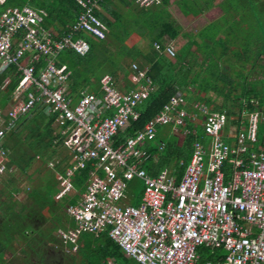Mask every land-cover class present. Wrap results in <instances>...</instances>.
<instances>
[{
	"label": "built area",
	"instance_id": "2783aa9c",
	"mask_svg": "<svg viewBox=\"0 0 264 264\" xmlns=\"http://www.w3.org/2000/svg\"><path fill=\"white\" fill-rule=\"evenodd\" d=\"M101 1L77 0L82 11L64 30L47 24L46 10L28 4L0 13V75L14 67L21 78L7 122L0 127V177L7 172V133L39 108L65 124L62 135L74 154L58 197L73 190L70 178L90 162L103 173L67 206L74 226L57 232L68 245L66 253L78 251L82 233L108 229L138 264H264L263 113L253 107V100H244V106L233 112L236 116H229L226 110L190 101L186 90L178 88L143 130L115 146L119 130L139 119L140 104L158 87L146 69L133 77L135 86L130 89H122L107 74L96 92L84 91L77 97L68 93L71 71L59 64V56L69 50L86 56L90 44L83 33L106 39V27L96 14ZM5 2L0 0V6ZM155 48L177 55L172 45L162 49L156 43ZM163 127L183 135L201 129L205 135L193 142L190 162L179 163L185 165L180 177L178 169L165 168L152 176L145 167L165 149L166 142L158 140ZM153 144L156 149L149 148ZM137 179L144 188L135 205L128 200L130 184ZM202 248L214 260L202 262Z\"/></svg>",
	"mask_w": 264,
	"mask_h": 264
},
{
	"label": "trees",
	"instance_id": "16d2710c",
	"mask_svg": "<svg viewBox=\"0 0 264 264\" xmlns=\"http://www.w3.org/2000/svg\"><path fill=\"white\" fill-rule=\"evenodd\" d=\"M55 1L30 0L29 5L47 10V24H54L57 30L67 29V26L77 20L82 7L77 0H57L56 4ZM135 2L136 0L99 2L96 14L106 27L108 40L88 33L80 34L89 42L90 52L86 56H80L69 50L59 57V64H66L72 71L68 93L75 97L82 91L96 92L99 81L105 74L117 78L120 73L126 72L125 78L128 81L140 70L148 69L149 76L158 87L157 91L140 105L139 119L130 120L119 130L114 138L115 146L143 130L165 108L178 88L186 90V98L190 101L204 102L213 106L215 111L226 110L229 116H236L233 112L237 107L244 106V100H253L256 104L253 107L263 113L262 135L264 0L186 1L191 13L201 24L199 37L195 40L192 34L186 35L190 39L177 52L176 57L165 53L163 59L156 58L160 52L154 49L153 43L160 42L166 35L172 39H177L180 35V28L175 26L177 22L169 9L170 0H162L160 4L145 5L147 7L139 9L135 7ZM25 4L22 0H6L0 6V13L8 7ZM135 32L143 34L146 40L151 37L150 44L146 43L149 50L136 46L128 48L127 41L132 40L131 36ZM116 56L129 58L136 64L128 67L125 63H118ZM138 59L142 60L137 61ZM255 71L260 72L261 77L258 74L252 77ZM20 81L14 67L0 75L1 110L9 107L11 95ZM45 116L41 113L31 119L26 142L16 138L19 136L16 133L9 137L7 146L11 153L10 167L15 165L22 174H27L29 190L16 188V177L3 182L4 188L0 195V264H101L102 261L137 264L110 238L108 231L82 233L78 239L81 245L77 253L65 252L68 245H64L56 233L59 229L74 226V221L66 213L67 206L77 202L78 195L92 178L90 168L74 175L72 181L75 192L58 197L66 185L65 167L62 163L51 167L45 159V156L50 158L49 150L57 138L52 128L54 117L47 119L44 128L42 125L45 123ZM173 135L165 138L166 146L159 160H152L145 165L152 176L166 167L178 169L179 177L182 176L185 165L191 160L193 142L205 138L201 129L197 133ZM18 149L22 153L19 154ZM37 157L42 158L43 165L35 168L33 174L39 176L33 178V174L29 172ZM181 161H184V166L179 165ZM19 193L24 194L22 199L16 198ZM139 201V197H135L133 203L138 204ZM50 221L51 226L48 227ZM15 243H19V249H14ZM8 250L12 255L6 258ZM206 251L205 248L201 249V261L214 260V256Z\"/></svg>",
	"mask_w": 264,
	"mask_h": 264
},
{
	"label": "crops",
	"instance_id": "0c3cea01",
	"mask_svg": "<svg viewBox=\"0 0 264 264\" xmlns=\"http://www.w3.org/2000/svg\"><path fill=\"white\" fill-rule=\"evenodd\" d=\"M162 1V0H161ZM177 2H183L184 4H185V8H186V1L185 0H170V4H171V6H170V10L172 11V5L173 4H175V3H177ZM161 3V2H160ZM160 3H158V4H160ZM26 4H28V3H26ZM29 5V4H28ZM134 5H135V7L137 8V9H139V8H142V7H147V6H145V5H143V4H140L137 0H136V2L134 3ZM148 7H150V6H148ZM36 8V7H35ZM136 8H134L133 10L135 11V9ZM184 8V9H185ZM42 9V8H41ZM45 10V9H44ZM47 11V10H46ZM172 13H173V19L177 22L176 23V27H179L180 28V35H182L181 33H183L184 34V30L182 29V21H184V25H185V20L188 18H190V16H188V15H181V14H177V13H175L174 11H172ZM191 13V12H190ZM191 15H193V14H191ZM193 18H195L194 17V15H193ZM180 21V23L177 21ZM129 23H130V20H129ZM128 23V24H129ZM52 26H54L55 27V25L54 24H51ZM183 25V26H184ZM67 27H69V26H67ZM183 31V32H182ZM180 35L178 36V38L177 39H172L170 36H168V35H166L165 37H163V39L160 41V42H155V43H153V45H154V49L155 50H157L156 48H155V44L156 43H158L160 46H162V49L166 46V45H172L175 49H176V47H175V43H177L176 41L179 39V37H180ZM82 37V36H81ZM83 38V37H82ZM85 39V38H84ZM108 39V34H107V37H106V40ZM85 40H87V39H85ZM112 39L110 38V41H111ZM113 41V40H112ZM150 38H147V40H144V41H142L143 43H142V46L141 47H139V48H142V49H144V48H148V46L146 45V43H148V44H150ZM131 46L132 45H137V44H133V41L130 39V41L128 40L127 41ZM118 44V42L116 43V45ZM144 44V45H143ZM114 45H115V43H114ZM160 53H159V55L156 57L157 59H163V57H164V54H165V52H163L162 50L161 51H159ZM60 57V56H59ZM155 58V59H156ZM143 59V58H142ZM142 59H138L137 61H139V60H142ZM136 64V63H135ZM68 67V66H67ZM71 71V70H70ZM105 75H107V74H105ZM104 75V76H105ZM71 76H72V71H71ZM133 77L134 76H132V79L130 80V81H124V80H122V79H118L119 81H118V83H119V87L121 86V88L122 89H130V88H132V87H134L135 86V83H134V81H133ZM131 78V77H130ZM4 84H6V83H4ZM20 84V83H19ZM19 86V85H18ZM18 88V87H17ZM16 88V89H17ZM16 89H15V91H16ZM15 91H13V93H12V95H11V101H10V103H9V107L6 109V110H1L0 109V127L1 126H3V125H5L6 124V122H7V115H8V112H9V110L12 108V106H13V95H14V93H15ZM82 92H84V91H82ZM81 92V93H82ZM80 96V95H79ZM141 105V104H140ZM5 111V112H4ZM45 114L41 109H39V108H36V110H34L31 114H29L28 116H24L22 119H20V121L18 122V126H17V128L15 129V130H13V131H10V132H8L7 133V136H6V139H5V146L7 147V149H8V151H9V148H8V146H7V144L9 143V137L10 136H12V134H14V133H16V134H18L19 136H16V138L17 137H19L20 138V141L21 142H26L27 141V137H28V135H29V132H30V129L28 128V126H30L29 124H31V119L33 118V117H35V116H38L39 114ZM46 116V119H45V123L42 125L44 128L46 127V123H47V119L48 118H51L52 116H49V115H47V114H45ZM48 116V117H47ZM52 128H53V130L56 132L55 134H54V136L55 137H57L56 138V140H55V142L53 143V146L51 147V150H49V156H50V158H48L47 156H45V159L46 160H48L49 162H48V164L51 166V164H54L52 167H54L56 164H60V163H62V165L65 167V174L67 173V168H69V166L73 163V160H74V154H73V152H72V149H71V147L65 142V137L62 135V131H63V129L65 128V124H62L60 121H58V120H55L54 118H53V124H52ZM174 133H172L171 132V130H170V128H168V127H163L162 128V130L160 131V133H159V138H158V140H160V141H165L166 142V137L167 138H169V137H172V136H174L173 135ZM60 137L62 138V141H60L59 142V139H60ZM149 148L150 149H156V145L155 144H153V145H149ZM162 154V152L161 153H159L157 156H156V158L155 159H153V161H158L159 160V157H160V155ZM10 156H11V153H10V151H9V156H8V160H7V172H5L4 173V175H2L0 178H1V183H3L4 181H8V180H10L12 177H11V175L12 174H14L15 173V170H17L18 168H17V166H12V167H10V161H11V158H10ZM192 156V155H191ZM37 160H39L40 162H41V164L43 165V162H42V158L41 157H37V159L35 160V162H37ZM150 162V161H149ZM95 165H96V163L95 162H90L88 165H87V167L86 168H84L83 170H86V169H88V168H90V175H91V178L93 179L96 175H103V173L102 172H100V171H97V169H96V167H95ZM166 168H170V167H166ZM170 169H173L172 167L170 168ZM175 169V168H174ZM83 170H81V172L83 171ZM81 172L80 173H78V174H81ZM98 173V174H97ZM29 174H31L30 172H29ZM76 175V174H75ZM151 175V174H150ZM179 175V174H178ZM66 176V182H67V174L65 175ZM7 177V178H6ZM72 178L73 177H71L70 178V180L72 181ZM91 179V180H92ZM90 180V181H91ZM138 180V179H137ZM90 181H88L87 182V184L90 182ZM136 181V180H135ZM135 181H133L131 184H130V192H129V202L131 203V204H135V203H133L134 202V199H135V197H139V199H140V197H141V195L139 196V195H137L136 194V183H135ZM141 181V180H140ZM143 182V181H142ZM72 183H73V181H72ZM87 184H86V186H87ZM3 185H4V183H3ZM85 186V187H86ZM2 189L3 188H0V195H2ZM134 189H135V192H134ZM73 191V190H72ZM73 192H75V191H73ZM77 195V194H76ZM79 196V195H78ZM1 198V197H0ZM78 198V197H77ZM1 200V199H0ZM136 205V204H135ZM108 231V234H109V230L108 229H106L104 232H107ZM100 233V232H99ZM111 238V237H110ZM79 239V238H78ZM77 243H78V245H79V247H80V245H81V243H79V241L77 240ZM65 249H66V247H65ZM79 250V249H78ZM65 252H66V250H65ZM77 253V252H76ZM72 254H74V253H72ZM128 256V255H127ZM129 257V256H128ZM131 258V257H130ZM134 260V259H133ZM103 263H110V262H108V261H102L101 262V264H103ZM138 264V263H137Z\"/></svg>",
	"mask_w": 264,
	"mask_h": 264
},
{
	"label": "rangeland",
	"instance_id": "374dc122",
	"mask_svg": "<svg viewBox=\"0 0 264 264\" xmlns=\"http://www.w3.org/2000/svg\"><path fill=\"white\" fill-rule=\"evenodd\" d=\"M22 1H24L25 3H28V4H30L29 2H30V0H22ZM53 1H55V0H53ZM186 1H188V0H186ZM57 3V0L55 1V4ZM172 11H174L175 13H177L178 15L179 14H181V15H188V16H190V18L188 19H186L185 20V25H184V21H182L181 23L184 25H182L181 27H182V29L184 30V34L183 33H181L182 35H180V37H179V39L176 41L177 43H175V47H176V50H177V52H179V50L185 45V44H187V42H188V40L190 39H188V36H186V35H191L192 34V36H193V39H195V40H197V38L199 37V30L201 29V24L198 22V20L196 19V18H193V15H191L192 13H190L191 11H190V9H189V7H188V5L186 4V8H185V4L182 2H177V3H175V4H173L172 5ZM185 8V9H184ZM172 11H171V14L173 15V13H172ZM131 19V18H130ZM177 20V19H176ZM178 21V20H177ZM179 23H180V21H178ZM183 32V31H182ZM195 32V33H194ZM194 33V34H193ZM149 37V36H148ZM123 38H125V36H123ZM131 38H132V41H133V44L135 43V44H137V45H128L129 47V49H131L133 46H136L137 48L138 47H140L141 46V41L142 40H146V37L144 36L143 37V34H137L136 32L135 33H133V35L131 36ZM151 38V37H150ZM126 39V38H125ZM108 40V39H107ZM112 41V40H111ZM117 46H118V44H117ZM202 47H205V45H203ZM133 50V49H132ZM147 50H149V48H147ZM118 58V59H117ZM115 60L118 62V63H125V65L126 66H128V67H133V66H135V62H133L131 59H129V58H123L122 56H116L115 57ZM263 63H264V61H262ZM227 69V71L228 72H230V69L229 68H226ZM179 70V66H177L176 67V71H178ZM259 75L260 77H261V73L260 72H258V71H255V72H253L252 73V77H255L256 75ZM126 75H127V73L126 72H124V73H120L118 76H117V81H119L118 79H122V80H124V81H126ZM132 79V77L128 80V81H130ZM193 89V88H192ZM194 90V89H193ZM18 153L20 154V153H22V151H21V149H18ZM54 164H51V167L53 166ZM40 167H42V164H41V162L39 161V160H37V162H35L34 163V166H33V169L30 171V173H32L33 174V172H34V170H35V168H40ZM16 177L17 178V183H16V188H20V189H22V190H29L28 189V187H29V181H28V176H27V174H22L21 172H20V170L19 169H17V170H15V173L14 174H12L11 175V177ZM39 175L38 174H33V178H36V177H38ZM50 177V176H49ZM7 178V177H6ZM135 183H136V194L137 195H141L142 194V191H143V188H144V183L142 182V181H140V180H136L135 181ZM0 188H4V185H3V183H1V185H0ZM23 196H24V194L23 193H19V194H17V196H16V198L17 199H22L23 198ZM47 226L49 227V226H51V221L47 224ZM57 234V233H56ZM55 234V235H56ZM30 236H31V234H30ZM21 245H22V243H21ZM20 247H19V243H15V245H14V249H19ZM11 255H12V253L8 250L7 252H6V258H9V257H11Z\"/></svg>",
	"mask_w": 264,
	"mask_h": 264
},
{
	"label": "clouds",
	"instance_id": "9594fccd",
	"mask_svg": "<svg viewBox=\"0 0 264 264\" xmlns=\"http://www.w3.org/2000/svg\"><path fill=\"white\" fill-rule=\"evenodd\" d=\"M106 34H107V31H106ZM117 80V79H116Z\"/></svg>",
	"mask_w": 264,
	"mask_h": 264
}]
</instances>
